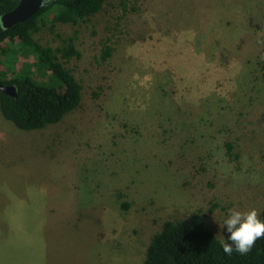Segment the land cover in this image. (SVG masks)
Segmentation results:
<instances>
[{"label":"rangeland","instance_id":"374dc122","mask_svg":"<svg viewBox=\"0 0 264 264\" xmlns=\"http://www.w3.org/2000/svg\"><path fill=\"white\" fill-rule=\"evenodd\" d=\"M49 26L39 43L75 37L81 101L38 129L0 112V264H143L166 219L199 210L223 239L229 209L259 213L264 0H108Z\"/></svg>","mask_w":264,"mask_h":264},{"label":"trees","instance_id":"16d2710c","mask_svg":"<svg viewBox=\"0 0 264 264\" xmlns=\"http://www.w3.org/2000/svg\"><path fill=\"white\" fill-rule=\"evenodd\" d=\"M106 1L51 0L29 18L10 27H3L0 20V82L13 84L17 92L13 97L0 90V112L16 127L30 130L56 123L80 104L82 96L80 81L65 65L68 59L80 56L75 37L62 38L60 45L52 47L39 43L34 34L47 23L52 32L56 23L76 24L100 11ZM18 2L0 0V16ZM20 53L33 60L25 59L17 69L15 61ZM109 54L108 46L102 58ZM8 72H12L11 76H7ZM231 148L228 143V153ZM258 218L264 222V207ZM228 235L218 238L199 210L183 219H166L150 236L143 264H264V238L258 239L247 255L235 250L226 255L221 241L227 240Z\"/></svg>","mask_w":264,"mask_h":264},{"label":"clouds","instance_id":"9594fccd","mask_svg":"<svg viewBox=\"0 0 264 264\" xmlns=\"http://www.w3.org/2000/svg\"><path fill=\"white\" fill-rule=\"evenodd\" d=\"M223 228L230 234L227 240L221 241L226 255H231L234 250L240 255H247L256 241L264 238V222L258 218V211L254 208L247 211L229 209Z\"/></svg>","mask_w":264,"mask_h":264},{"label":"water","instance_id":"95a60500","mask_svg":"<svg viewBox=\"0 0 264 264\" xmlns=\"http://www.w3.org/2000/svg\"><path fill=\"white\" fill-rule=\"evenodd\" d=\"M50 1L51 0H19L18 4L13 9L1 14L0 20L2 26L7 28L18 21L29 18ZM0 90L13 97L17 95L16 88L13 84H3L0 82Z\"/></svg>","mask_w":264,"mask_h":264}]
</instances>
